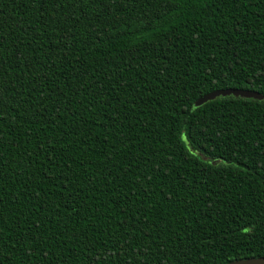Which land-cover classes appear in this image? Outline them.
I'll return each mask as SVG.
<instances>
[{
	"label": "trees",
	"instance_id": "obj_1",
	"mask_svg": "<svg viewBox=\"0 0 264 264\" xmlns=\"http://www.w3.org/2000/svg\"><path fill=\"white\" fill-rule=\"evenodd\" d=\"M251 257L264 0H0V264Z\"/></svg>",
	"mask_w": 264,
	"mask_h": 264
},
{
	"label": "water",
	"instance_id": "obj_2",
	"mask_svg": "<svg viewBox=\"0 0 264 264\" xmlns=\"http://www.w3.org/2000/svg\"><path fill=\"white\" fill-rule=\"evenodd\" d=\"M228 94H233L235 96L254 97L257 99L262 98V95H260L257 92H251V91L242 90V89H221V90L210 92L204 95L203 97L197 99L196 104L199 105L207 100H211L215 98L216 96L228 95ZM227 264H264V257H251V258H246V259H238L235 261H231Z\"/></svg>",
	"mask_w": 264,
	"mask_h": 264
}]
</instances>
